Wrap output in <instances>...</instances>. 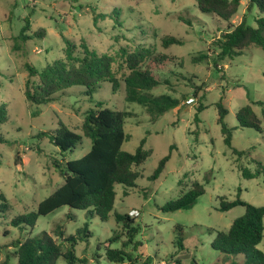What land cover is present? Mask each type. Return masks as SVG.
Instances as JSON below:
<instances>
[{
  "label": "rangeland",
  "instance_id": "rangeland-1",
  "mask_svg": "<svg viewBox=\"0 0 264 264\" xmlns=\"http://www.w3.org/2000/svg\"><path fill=\"white\" fill-rule=\"evenodd\" d=\"M240 3L237 15L242 17L247 0ZM255 13L247 15L248 22H253ZM25 19L29 22L27 39H20ZM238 22L236 18L233 24ZM228 30L225 22L202 14L195 0H0V107L7 116L0 122V136L5 140L0 144V200L3 197L7 204L6 211L0 212V261L8 251L13 252L9 245L16 239L41 231L53 236L56 225L71 235L88 224L92 235L76 245V255L86 257L89 264H116L105 259V249H121L127 236L113 213L103 222L64 206L40 216L32 229L10 225L13 218L36 210L39 202L62 185L53 160L77 159L89 150L90 141L80 128L85 113L98 103L101 108L131 113L124 122L129 138L122 150L134 153L145 139L143 148L150 151L139 168L136 187L126 189L128 196H123L122 186L115 187V210L129 214L140 227L134 239L140 245L124 248L131 252L132 263L141 264L147 257L151 264H228L245 258L228 257L213 250L210 243L215 231H227L245 212L241 206L218 211L222 200L239 198L264 206L262 176L245 179L241 174L243 170L254 174L259 164L264 166V51L252 48L234 59L216 60L218 40ZM166 35L181 39L183 44L163 48L160 38ZM64 38L78 51L82 42L99 54H114L119 46L131 49L142 43L157 55L167 56L156 73L170 84L149 93L168 94L179 98L181 104L152 120L144 106L126 102L123 83L116 92L103 83L92 98L85 97L81 87H71L49 104L30 105L23 94L28 78L25 65L41 70L62 58ZM203 55L207 58L200 63L192 61ZM220 100L227 110L224 121L233 128L230 147L224 144L217 122L215 104ZM199 104L203 109L197 112ZM245 105L261 118L260 131L238 126L235 114ZM59 123L82 138L63 158L47 139L35 138L40 131L56 129ZM167 155L163 171L150 181L148 177ZM194 182L203 185L204 194L192 208L170 213L161 210ZM176 224L183 227L182 252H177L174 244L172 229ZM114 235L118 240L108 243ZM256 249L264 252V232ZM56 264L65 263L60 258Z\"/></svg>",
  "mask_w": 264,
  "mask_h": 264
},
{
  "label": "trees",
  "instance_id": "trees-1",
  "mask_svg": "<svg viewBox=\"0 0 264 264\" xmlns=\"http://www.w3.org/2000/svg\"><path fill=\"white\" fill-rule=\"evenodd\" d=\"M195 4L202 14L215 18L216 21L219 19L229 26V30L222 33L218 40L219 53L216 60L234 59L241 56L243 51L252 48L264 51V0H247L242 17L237 15L240 0H195ZM253 12L256 13L253 22L250 23L246 17ZM236 18H239V22L234 25L233 21ZM25 22L26 25L19 35L20 39H27L25 31L28 30L29 22L27 19ZM39 35L44 36V33ZM63 40L65 48L62 58L48 63L41 70L30 64L25 65L28 78L24 84L23 94L30 105L49 104L71 87H81L83 95L92 98V94L100 89L103 83H109L112 92L118 91L123 83L126 102L144 106L152 120L181 104L179 98H173L168 94L149 93L160 85L170 84L156 73L163 68L168 57L160 53L157 55L145 44L138 43L131 49L128 46H119L114 54H99L84 42L80 44L78 51L73 42L66 38ZM160 42L163 48L183 44L181 39L169 35L161 37ZM14 49H17V46H14ZM206 58L203 55L193 58L192 61L200 63ZM214 66L217 67L216 64ZM194 95L196 96V93ZM100 106L101 103H98L95 109H89L85 113L80 128L83 136L90 141L89 150L77 159L65 162L53 160L52 167L63 178L62 185L39 202L36 210L13 218L10 225L20 230H25V227L32 229L40 216L51 214L64 206L85 211L86 217L97 218L103 222L107 221L110 213H113L115 222L122 227L127 240L122 243L121 249L107 247L104 257L111 263L133 264L131 252H126L124 248L129 245L134 248L140 245L134 241L140 227L134 225V219L129 214L115 210L117 194L115 187L122 186L123 196H128L126 189L136 187L135 182L141 177L139 168L150 151L143 148L145 139L140 142L134 153L122 150V145L129 138L124 131V122L131 113ZM215 107L218 113L217 122L224 136L223 142L230 147L233 128L228 127L224 121L227 110L221 100ZM3 109L0 107V122L7 120ZM202 109V105L199 104L197 112ZM235 119L241 128L261 130V118L250 105L239 108ZM194 120L198 121L196 115ZM35 138L47 139L62 158L64 154L72 153L82 140L80 135L61 123L54 130L40 131ZM3 142L5 140L0 136V144ZM168 157L169 155L159 161L148 177L150 181H154L160 175ZM241 174L245 179L261 175L264 181V166L259 164L254 174L247 170H243ZM203 194V185L194 182L190 189L182 191L177 199L168 202L161 210L165 213L188 210ZM1 199L0 212L3 213L7 209V204L3 197ZM236 206L244 207L245 212L233 221L227 231L214 232L207 229L208 232L215 233L210 246L228 257L245 255L241 261L228 262L226 258L228 264H264V252L256 249L263 238L264 206H253L237 198L230 202L222 200L216 209L226 212ZM172 230L177 252L184 251L183 227L176 224ZM52 233L53 236L41 231L33 237L14 240L9 245L14 249L13 252L8 251L0 264H56L60 258L65 264H89L86 257H78L75 252L76 245L87 241L92 235L88 224L76 229L71 235H65L63 227L56 225ZM117 240L118 236L114 235L108 243ZM151 263L152 259L147 257L141 264Z\"/></svg>",
  "mask_w": 264,
  "mask_h": 264
}]
</instances>
